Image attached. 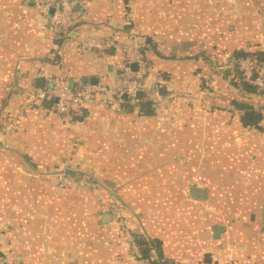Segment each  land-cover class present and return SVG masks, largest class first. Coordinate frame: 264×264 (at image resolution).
<instances>
[{"label":"crops","instance_id":"1","mask_svg":"<svg viewBox=\"0 0 264 264\" xmlns=\"http://www.w3.org/2000/svg\"><path fill=\"white\" fill-rule=\"evenodd\" d=\"M72 7L63 33L34 0H0V264H140L112 200L159 264H264V92L243 93L224 68L250 57L264 77V0ZM134 45L165 86L154 115L86 107L65 121L53 101L26 108L60 72L73 86L119 89ZM236 101L262 115L260 127L243 125ZM68 171L92 189L58 186Z\"/></svg>","mask_w":264,"mask_h":264},{"label":"built area","instance_id":"2","mask_svg":"<svg viewBox=\"0 0 264 264\" xmlns=\"http://www.w3.org/2000/svg\"><path fill=\"white\" fill-rule=\"evenodd\" d=\"M34 3L35 7L42 14L50 16V22L54 27L63 33L70 31L73 26L71 21L72 0H34ZM130 50V57L125 60L124 65L121 67L122 75L119 89L114 90V88L102 83L91 84L88 82L79 83L78 86L74 87L72 82L65 76V73L60 72L59 75L50 77L46 85L36 87L27 93L26 108H31L34 105L41 107L44 102L52 100L53 110L65 121H71L76 108L81 105L86 107H105L111 111H120L125 104L130 106L138 104L140 101L139 95L143 91L139 82L145 75L152 73V67L135 45ZM134 65H136V69L132 70V66ZM224 68L230 71H234V68H236L239 73V77L236 80L255 87L259 92H264V77L255 73L254 60L252 58L245 57L238 59L233 64ZM71 84L72 87L70 86ZM160 87H165L162 82L151 90L153 101H160L162 99L159 93ZM202 95L201 93H195L185 95V97L197 100ZM174 96V93L169 94L170 98ZM68 172H62L63 174L57 176L56 183L58 186L62 188L74 187L73 185L79 182L81 184L78 185V188L83 187L82 182L85 178L75 172ZM106 209L111 214L119 232L129 242L131 255L140 264H150L149 259L143 257L142 252L137 246L134 233L129 232L123 219L121 205L112 200L106 204Z\"/></svg>","mask_w":264,"mask_h":264},{"label":"trees","instance_id":"3","mask_svg":"<svg viewBox=\"0 0 264 264\" xmlns=\"http://www.w3.org/2000/svg\"><path fill=\"white\" fill-rule=\"evenodd\" d=\"M49 1H53V0H49ZM142 52L144 53L143 50ZM234 71L235 72H233L234 73L233 76L235 75L234 76L235 79L234 77L232 78L234 79L233 83L236 86H238V88H240L243 93L252 94L256 90V88L249 84L240 82V80H236V78L238 79L239 77V73L236 68H234ZM117 75L119 76V78H121L122 75L121 69L117 70ZM38 83H40L38 85L44 84L41 81V79L38 80ZM139 84L143 90L139 95L140 97L139 103L132 106L125 104L124 110L126 112H135L138 116L141 117L152 116L154 115V105H153L151 90L155 88L157 83H154L153 75L148 73L140 80ZM115 90H117V88H115ZM48 101H50L49 103H52V100H48ZM232 105L235 108H238L243 111L240 119L244 126L260 127V123L263 121V119H262V115L256 109L239 101L233 102ZM78 108L80 109L86 108V106L81 105L78 106ZM134 236L136 238V244L139 247L140 251L142 252L143 257L145 259H149L150 264H159L154 259L153 260L150 259L151 247L149 246V241L147 240V238L140 233L134 234ZM162 264H173V263H170L166 259L165 260L162 259Z\"/></svg>","mask_w":264,"mask_h":264},{"label":"rangeland","instance_id":"4","mask_svg":"<svg viewBox=\"0 0 264 264\" xmlns=\"http://www.w3.org/2000/svg\"><path fill=\"white\" fill-rule=\"evenodd\" d=\"M81 183H79V182H76L73 186L75 187H67L66 189H74V190H77V189H79V190H91L92 188V186H93V184L91 183V182H89V181H83L82 182V184H83V187H81V188H78V185H80Z\"/></svg>","mask_w":264,"mask_h":264},{"label":"water","instance_id":"5","mask_svg":"<svg viewBox=\"0 0 264 264\" xmlns=\"http://www.w3.org/2000/svg\"><path fill=\"white\" fill-rule=\"evenodd\" d=\"M71 87H72V84L70 85ZM160 94L161 95H164L165 94V88H162L161 90H160ZM104 217H106V218H109L110 217V215L109 214H106ZM104 222H106V220H104ZM223 228H214L213 229V233H214V238H217L218 237V233L222 230Z\"/></svg>","mask_w":264,"mask_h":264}]
</instances>
